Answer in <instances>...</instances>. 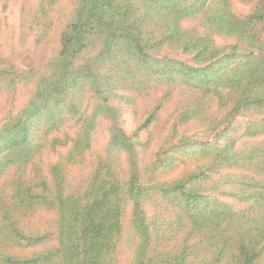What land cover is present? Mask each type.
I'll use <instances>...</instances> for the list:
<instances>
[{
	"label": "trees",
	"instance_id": "obj_1",
	"mask_svg": "<svg viewBox=\"0 0 264 264\" xmlns=\"http://www.w3.org/2000/svg\"><path fill=\"white\" fill-rule=\"evenodd\" d=\"M235 1L37 0L56 48L0 53V264H264V0Z\"/></svg>",
	"mask_w": 264,
	"mask_h": 264
},
{
	"label": "rangeland",
	"instance_id": "obj_2",
	"mask_svg": "<svg viewBox=\"0 0 264 264\" xmlns=\"http://www.w3.org/2000/svg\"><path fill=\"white\" fill-rule=\"evenodd\" d=\"M36 4L37 0H0V53L10 56L20 69L28 70L36 57H48L57 46V38L55 37L59 27L57 25L53 26L54 28L46 40L35 43L34 30L30 27V23H33L32 16L28 14ZM234 6L242 14L247 13L250 9V5L235 0ZM21 89L22 92L19 94L15 106H19L27 94L26 87ZM0 105L4 108V103L1 100ZM169 109L167 108L163 112L164 119H169ZM121 113L122 125L130 132L135 127L130 111L125 108ZM247 120L237 117L235 121ZM259 139H264V136H260Z\"/></svg>",
	"mask_w": 264,
	"mask_h": 264
}]
</instances>
